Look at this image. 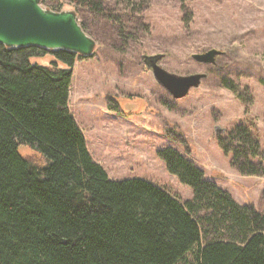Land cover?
<instances>
[{"label": "trees", "instance_id": "16d2710c", "mask_svg": "<svg viewBox=\"0 0 264 264\" xmlns=\"http://www.w3.org/2000/svg\"><path fill=\"white\" fill-rule=\"evenodd\" d=\"M178 1L190 19L187 0ZM64 3L96 42L120 54L149 30L150 0H41L54 10ZM46 55L48 63L30 61ZM82 58L0 43V264H264V211L238 203L178 149L155 152L190 188L185 200L145 178L110 177L94 159L69 106L73 65ZM220 82L242 103L252 101L246 85ZM223 133L217 143L231 166L264 176L251 126L238 122Z\"/></svg>", "mask_w": 264, "mask_h": 264}, {"label": "rangeland", "instance_id": "374dc122", "mask_svg": "<svg viewBox=\"0 0 264 264\" xmlns=\"http://www.w3.org/2000/svg\"><path fill=\"white\" fill-rule=\"evenodd\" d=\"M186 5L192 11L190 19L178 0H150L144 11L149 30L125 53L97 42L92 56L78 59L73 65L70 111L92 156L110 177L145 178L180 200L190 198V188L156 155L157 149L170 145L238 203L264 211V176L240 174L232 167L214 131V125L229 130L246 123L264 152V0H187ZM61 9L73 8L64 3ZM212 47L224 51L215 64L192 58V53ZM140 50L144 52L139 54ZM155 53H162L158 63L168 71L207 75L183 97L174 98L143 63V54ZM50 60L48 55L30 57L32 62ZM222 76L246 85L252 101L242 103L220 84ZM171 124L181 138L172 137ZM19 151L42 161L30 147L21 146Z\"/></svg>", "mask_w": 264, "mask_h": 264}, {"label": "water", "instance_id": "95a60500", "mask_svg": "<svg viewBox=\"0 0 264 264\" xmlns=\"http://www.w3.org/2000/svg\"><path fill=\"white\" fill-rule=\"evenodd\" d=\"M0 43L8 47L33 45L64 49L84 57L92 55L97 44L95 38L82 28L74 9L54 10L43 6L41 0H0ZM223 53L212 47L192 53V58L215 63V58ZM142 57L156 82L174 98L183 97L207 75L204 71L187 74L168 71L158 63L162 53L143 54ZM214 131L223 133L225 128L214 125Z\"/></svg>", "mask_w": 264, "mask_h": 264}, {"label": "flooded vegetation", "instance_id": "af4514ba", "mask_svg": "<svg viewBox=\"0 0 264 264\" xmlns=\"http://www.w3.org/2000/svg\"><path fill=\"white\" fill-rule=\"evenodd\" d=\"M202 63V62H201ZM212 64H215V63H212Z\"/></svg>", "mask_w": 264, "mask_h": 264}]
</instances>
